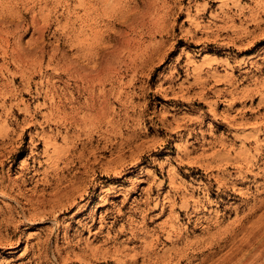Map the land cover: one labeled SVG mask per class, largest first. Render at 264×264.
<instances>
[{"label":"rangeland","instance_id":"obj_1","mask_svg":"<svg viewBox=\"0 0 264 264\" xmlns=\"http://www.w3.org/2000/svg\"><path fill=\"white\" fill-rule=\"evenodd\" d=\"M0 38V264H264V0H0Z\"/></svg>","mask_w":264,"mask_h":264},{"label":"bare ground","instance_id":"obj_2","mask_svg":"<svg viewBox=\"0 0 264 264\" xmlns=\"http://www.w3.org/2000/svg\"><path fill=\"white\" fill-rule=\"evenodd\" d=\"M12 18H13V17H12ZM14 26H15V25H14ZM14 26H13V27H14ZM13 27H12V29H13ZM17 28H18V27H17ZM1 29H2V28H1ZM2 30H4V29H2ZM13 30H14V29H13ZM3 32H4V31H3ZM5 32H6V31H5ZM5 32H4V33H5ZM7 32H8V31H7ZM7 32H6V33H7ZM14 32H16V31H14ZM14 32H13V34H16V33H14ZM10 33H12V32H10ZM1 35H2V34H1ZM16 38H17V36H16ZM0 39H1V38H0ZM4 39H5V38H4ZM2 40H3V39H2ZM17 40H18V39H17ZM30 40H31V39H30ZM4 41H5V40H4ZM33 41H34V40H33ZM15 44H16V43H15ZM17 44H18V42H17ZM17 44H16V45H17ZM16 45H15V46H16ZM33 45H34V44H33ZM13 46H14V45H13ZM13 46H12V47H13ZM15 46H14V47H15ZM18 46H19V44H18ZM35 46H36V45H35ZM18 48H19V50H20V47H17V49H18ZM37 48H38V47H37ZM19 50H18V51H19ZM35 50H36V49H35ZM12 51H13V49H12ZM14 51H15V50H14ZM16 51H17V50H16ZM19 52H20V51H19ZM29 52H30V51H29ZM35 52H36V51H35ZM15 53H16V52H15ZM31 53H32V52H31ZM18 54H19V53H18ZM26 54H27V53H26ZM26 54H25V55H26ZM12 55H13V52H12ZM16 55H17V53H16ZM16 55H15V56H16ZM28 55L30 56L31 54L29 53ZM17 57H18V55H17ZM21 57H22V56H21ZM21 57L19 56V59L16 60V58H15V60H16L17 62H19V60H20ZM22 60H23V58H22ZM23 61H24V60H23ZM31 61H32V60H31ZM38 61H39V60H38ZM29 62H30V61H29ZM35 63H36V62H35ZM35 63H33V64H35ZM38 64H40V63H38ZM65 64H66V63H65ZM70 64H71V63H70ZM72 64H73V63H72ZM20 65H21V64H20ZM28 65H29V64H28ZM30 65H31V64H30ZM64 68H65V67H64ZM262 238H263V237H262ZM263 240H264V239H263ZM259 250H260V249H259ZM257 251H258V250H257ZM257 251H256V252H257ZM253 252H254V251H253ZM232 255H233V254H232ZM254 255H255V254H254ZM143 258H144V257H143ZM253 258H254V257H253ZM129 259H130V258H129ZM133 259H134V258H133ZM133 259H132V260H133ZM236 259H237V258H236ZM254 259H255V258H254ZM143 261H144V260H143ZM111 263H112V262H111ZM113 264H114V263H113ZM143 264H144V263H143Z\"/></svg>","mask_w":264,"mask_h":264}]
</instances>
